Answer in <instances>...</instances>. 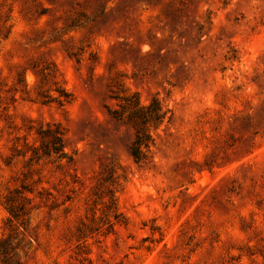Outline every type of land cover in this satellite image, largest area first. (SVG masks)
I'll return each instance as SVG.
<instances>
[{
	"label": "rangeland",
	"instance_id": "374dc122",
	"mask_svg": "<svg viewBox=\"0 0 264 264\" xmlns=\"http://www.w3.org/2000/svg\"><path fill=\"white\" fill-rule=\"evenodd\" d=\"M134 93L168 111L140 162L110 113ZM4 240L23 264H264V0H0Z\"/></svg>",
	"mask_w": 264,
	"mask_h": 264
},
{
	"label": "trees",
	"instance_id": "16d2710c",
	"mask_svg": "<svg viewBox=\"0 0 264 264\" xmlns=\"http://www.w3.org/2000/svg\"><path fill=\"white\" fill-rule=\"evenodd\" d=\"M122 100L120 109H112L110 113L115 120H128L132 124L135 129V138L130 145V153L136 162H140L146 159L147 151L154 142L152 128H158L164 122L168 111L157 97H154L148 105H142L136 93L127 95ZM4 242L6 241H1L0 245ZM0 255L5 263L23 264L15 258L8 246L0 248Z\"/></svg>",
	"mask_w": 264,
	"mask_h": 264
}]
</instances>
